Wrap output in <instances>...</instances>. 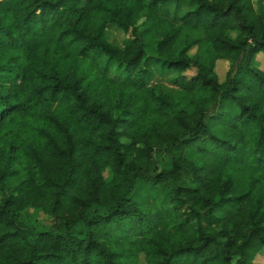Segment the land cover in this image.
<instances>
[{
	"label": "trees",
	"instance_id": "16d2710c",
	"mask_svg": "<svg viewBox=\"0 0 264 264\" xmlns=\"http://www.w3.org/2000/svg\"><path fill=\"white\" fill-rule=\"evenodd\" d=\"M262 54L264 0H0V264H256Z\"/></svg>",
	"mask_w": 264,
	"mask_h": 264
},
{
	"label": "rangeland",
	"instance_id": "374dc122",
	"mask_svg": "<svg viewBox=\"0 0 264 264\" xmlns=\"http://www.w3.org/2000/svg\"><path fill=\"white\" fill-rule=\"evenodd\" d=\"M110 40L116 43L121 44L122 40L125 38V36L121 33H119L116 30H110L109 31ZM228 63L225 61H219L217 64L216 72L219 75L220 80L223 82L225 79L226 72L228 70ZM260 68L263 70L264 68V54L261 55L260 58ZM173 75H167V74H161L157 71H155L154 78L152 80L153 84H162L164 86V92L170 96H172L177 102H179L181 105H184L186 103V97L183 95L182 92H180L178 89H176L173 86ZM217 107H214L211 109V112H216ZM213 130L216 133L221 132V128L217 127L212 123ZM164 198L165 196L162 195ZM264 250L262 251L261 255L257 258L256 264H264Z\"/></svg>",
	"mask_w": 264,
	"mask_h": 264
}]
</instances>
